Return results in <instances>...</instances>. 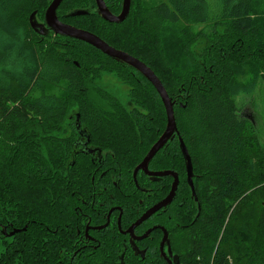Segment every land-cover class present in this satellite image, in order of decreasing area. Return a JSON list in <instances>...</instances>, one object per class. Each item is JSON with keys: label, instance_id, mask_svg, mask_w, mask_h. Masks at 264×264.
<instances>
[{"label": "trees", "instance_id": "1", "mask_svg": "<svg viewBox=\"0 0 264 264\" xmlns=\"http://www.w3.org/2000/svg\"><path fill=\"white\" fill-rule=\"evenodd\" d=\"M4 1L0 0V264H69L67 255H59L63 244L50 243L49 235L50 226L64 223L70 191L86 180L81 159L70 164L75 159L73 145L60 133L72 106L82 107L93 131L112 134L105 137L111 143L102 145L130 163L144 142L143 131L147 135V123L162 127L164 111L152 88L130 93L133 116L114 112L109 106L119 104L111 96L75 94L70 88L81 87L79 72H89L83 67L99 66L108 57L74 39L70 44L45 43L31 28L29 16L36 10L38 19L50 2L26 14L31 8L20 12L19 1ZM131 1L119 23L104 20L94 0H63L57 13H66L62 17L142 60L176 100L174 115L198 176L201 208L183 253L185 263L231 264L229 257L243 249L239 259L233 257L234 264H264V148L236 99L264 84V0H217V12L211 10L210 0ZM74 9L88 13L70 16ZM23 30L31 36L20 35ZM71 58L82 65L74 66ZM107 98L113 102H105ZM112 120L121 124H101ZM246 151H252L249 158ZM167 163L184 167L172 147ZM251 189L255 204L241 209V203L253 197L246 194ZM6 220L9 227L21 230L5 235L1 226ZM246 237L250 242L245 248Z\"/></svg>", "mask_w": 264, "mask_h": 264}, {"label": "flooded vegetation", "instance_id": "2", "mask_svg": "<svg viewBox=\"0 0 264 264\" xmlns=\"http://www.w3.org/2000/svg\"><path fill=\"white\" fill-rule=\"evenodd\" d=\"M103 1L113 14L118 15L121 12L123 0H117L118 5L111 0ZM94 5L96 8L95 0ZM57 10L58 8L56 15L61 22L81 28L65 18L66 13L60 14ZM39 13L37 20L43 24L44 33L37 34L45 43L70 44L73 39L87 43L78 38L55 33L45 21V10ZM91 46L108 58H102L99 66H84L83 68L89 72H79L81 87H71L70 90L75 94L83 92L97 94L99 97L111 96L119 104L109 106L114 112L133 116L136 110L131 106L130 93L134 89L139 91L142 87L146 90L152 88L162 104L164 124L160 127L157 123L152 125L150 122L147 123V135L143 131L141 138L144 142L139 146L136 155L134 157L132 155L131 159H134V162L130 163L126 156L119 155L110 147L102 145L111 143L105 137L107 135L112 137V134L100 128L93 131V123L83 115L82 107L72 106L60 133L73 145L75 159L70 164L73 165L78 158L81 159L86 180L73 188L66 197L65 204L68 210L64 223L60 226L56 224L50 226V243L63 244V247L58 249L59 255L60 257L67 255V259L64 260L69 264H186L183 253L188 248L189 236L194 234V222L201 208L197 193L198 176L191 161V187L187 180L186 161L180 148L181 135L178 127L172 138L147 162L146 168L136 169L165 129L164 105L152 83L143 74L129 64ZM71 60L76 67L82 65V62L76 59ZM115 69L125 72L118 74ZM163 86L165 87L164 84ZM104 101L113 102L108 98ZM171 101L174 111L176 100L171 98ZM118 121H103L101 124L111 126L109 123H113L112 126H117L121 124ZM153 137L154 140L151 141ZM171 147L172 154L177 152L181 155L184 167L167 163ZM125 152L128 156L132 154L129 150ZM164 171L171 173L161 174ZM174 182L176 183L174 191L169 196ZM165 199L166 203L161 204ZM9 224L10 222L6 220L5 226H1L7 236L15 233L8 234L10 231L18 229L9 227Z\"/></svg>", "mask_w": 264, "mask_h": 264}, {"label": "water", "instance_id": "3", "mask_svg": "<svg viewBox=\"0 0 264 264\" xmlns=\"http://www.w3.org/2000/svg\"><path fill=\"white\" fill-rule=\"evenodd\" d=\"M61 1L62 0H51L49 5L46 7L45 14H44L47 25L51 29H53L55 33L59 35H65V36L83 40L95 46L96 48L100 49L101 51L109 55L110 57L129 64L130 66L138 70L141 74H143L152 83L157 93L159 94L161 101L164 105L165 112H166V126L163 132L158 137V139L153 143V145L148 150L142 162L136 167V169L140 167L146 168L147 162L169 139L172 138L173 133L177 131V126H176L174 111H173V102L171 101V98L167 94V91L165 87L163 86V84L161 83L158 76L143 61L129 54L126 51H123V50H120V49H117L111 46L104 39H102L101 37H99L98 35H96L95 33L91 31L81 29V28L72 26L70 24L61 22L56 15V9L58 8ZM95 3H96V10L98 14L104 20L108 22L119 23V22H122L126 18L129 12V9H130L131 0H123L122 10L118 15H115L112 12H110L109 9L106 7L103 0H95ZM87 13L88 11L85 9H74L69 13V15L74 16V15H83ZM29 24L34 31L39 32V33H44L43 24L40 23L36 18V10L32 11L30 14ZM179 142H180L181 151L183 153V157L186 161L187 176H188L187 180L192 187V181H191L192 180L191 178L192 177V164H191L190 155L188 153V150L181 136H179ZM162 173L169 174L171 172L164 171V172H161V174ZM175 185L176 183L174 182L171 192L169 193V196L171 195L172 191H174ZM166 201L167 199L161 202V204L166 203ZM25 229H26V226L23 227V230ZM20 230L21 229H16V230L9 232L8 234H12Z\"/></svg>", "mask_w": 264, "mask_h": 264}, {"label": "rangeland", "instance_id": "4", "mask_svg": "<svg viewBox=\"0 0 264 264\" xmlns=\"http://www.w3.org/2000/svg\"><path fill=\"white\" fill-rule=\"evenodd\" d=\"M19 1L22 5L20 12L23 9H29L31 8L26 14H28L30 11L33 10L34 6L41 5L44 2V4L48 5V3L51 0H16ZM48 2V3H47ZM7 3V0L4 1V4ZM211 3V10L213 12L218 11L217 7V0H210ZM29 7V8H28ZM28 32V31H27ZM24 34L27 36H31V33H24V30L20 33L24 37ZM10 36V35H8ZM238 104H241V113L245 115V118L247 120H250L253 125V132L255 136L257 137V140L261 144V147L264 148V84L259 83L257 88L255 89V92L252 94H243L238 96L237 98ZM250 154H252V151H246L245 152V158H249ZM257 158V157H256ZM255 160V159H254ZM257 161V159H256ZM246 194H249V196H253L251 199H249V202L247 204L241 203V209H250L254 204L256 197L252 194V189L248 191ZM240 209V210H241ZM241 242V241H240ZM245 248L248 247L250 238H245ZM242 250L238 249V252L232 254L229 257V260L231 264H234V258L239 259V257L242 256Z\"/></svg>", "mask_w": 264, "mask_h": 264}]
</instances>
